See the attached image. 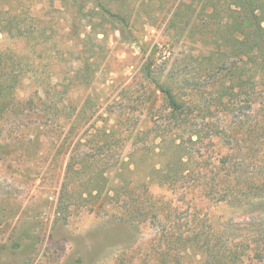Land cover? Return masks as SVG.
<instances>
[{"label": "rangeland", "instance_id": "rangeland-1", "mask_svg": "<svg viewBox=\"0 0 264 264\" xmlns=\"http://www.w3.org/2000/svg\"><path fill=\"white\" fill-rule=\"evenodd\" d=\"M81 1L0 0V50L23 58L9 79L13 111L0 116V264H264L257 260L264 205L208 196L201 177L221 169L227 154L264 177V137L260 143L246 133L256 117L264 118V103L253 104L251 112L241 97L233 118L213 107V125L246 124L234 130L233 149L227 138L188 143L187 133L182 143L181 132L163 131L168 109L143 70L152 54L161 80L175 86L196 81L209 100L219 76H209L204 56L218 55L224 40L218 27L203 28L202 2L105 0L122 21L97 8L93 16L78 11ZM179 4L182 14L172 22ZM198 116L193 123L208 136V120ZM112 129L114 135L106 136ZM79 141L82 152L96 155L90 176L103 169L107 189L81 199L73 186L62 215L57 202L71 149L64 151ZM169 165L180 168L175 180H157L153 169L165 172ZM125 182L138 199L115 194ZM133 204L146 213L124 215ZM24 231L32 234L30 245L11 247Z\"/></svg>", "mask_w": 264, "mask_h": 264}, {"label": "trees", "instance_id": "trees-1", "mask_svg": "<svg viewBox=\"0 0 264 264\" xmlns=\"http://www.w3.org/2000/svg\"><path fill=\"white\" fill-rule=\"evenodd\" d=\"M85 1L86 2L81 1V8L78 11H87L92 14L94 13V9L97 8L104 13L119 17L122 21L125 19L120 14L113 12L111 8L105 4V0ZM198 1L202 2V11L207 16L205 23L202 24L203 28L207 32L211 30L213 26H215V28L218 27L221 33H223L222 38L224 40V44L220 45L221 49L218 55L204 56V54H202L208 59L206 72L209 76L214 79L219 76V78L214 80L216 82L213 81V91L209 93V100L203 97L202 90L199 88L201 84L196 81L190 82L188 86H175L172 82L161 80L152 68L154 60L152 54L150 55L148 63L143 67V70L146 77L155 85L156 92L159 91L168 109V123L163 128V131L167 130V132L170 133H172V131L181 132L182 143H185L186 133L188 143L191 142L192 144H196V142L203 139L215 140L216 137L221 139L227 138L228 144L232 145L231 147L233 149L234 130H236L237 127L246 125L244 120L238 119L237 121H233L225 128L220 124L213 125L209 119L212 118L214 113L213 107L214 109L218 108L219 113L223 114V116L228 115L231 116V118H233V116L238 117L236 116L238 114L237 112L238 110L241 111L238 105V99L241 97L247 98L246 102L247 105H249L247 107H249L251 112L254 111L253 104L264 103V0ZM88 3H91V7H89ZM181 5L182 4H179L177 6V10L171 19L172 22H174L179 14H182ZM86 8H89V10H86ZM193 14L194 13L191 11L188 16L189 19H193ZM93 15L94 14H92V16ZM2 31L3 30H0V33ZM182 32H184V29ZM9 55L8 50H0V116L4 113H12L13 111L14 105L9 97L13 96L14 91L12 90V84L9 79L10 75L19 68V65H21L19 63H21V59H23L22 57L18 59L17 56L14 58ZM181 89L189 90L184 94ZM200 97H203V101H206L204 105L200 103ZM32 102V100L28 102V112L32 110ZM96 112V110L93 111L87 117V122L93 119ZM254 114L256 115V113ZM197 116L200 117L201 121L208 120V125L206 127L209 126V130L211 131L208 136L203 137L199 130L197 131L198 127L201 126V124L193 123ZM251 122H253V120H251ZM263 122L264 118L259 121L256 117L254 124L246 130L247 134L254 136L253 138L258 139L260 143L264 137ZM94 125L95 121L91 123L90 127ZM75 127L76 126L73 125L72 130L77 129L79 126ZM88 131L87 129L84 133L87 134ZM104 133L106 136L110 137L114 135L113 129L110 130V132L105 131ZM1 134L2 132H0V136ZM194 135H196L198 139L193 141ZM163 138H165V136H163L162 139ZM79 139L81 140V137ZM109 142L104 144L108 149L111 147ZM172 143H175V139H173ZM180 145L181 143L178 144V146ZM62 146L63 143H61L60 148ZM80 147L81 141L73 146L72 142H69L64 151V153L67 154L66 151L71 149L67 165L64 169V178L61 183V192L57 202L59 213L62 215L70 209L72 197L70 192L73 186H78L81 195L75 194L77 197H81V199H84L83 195H89L90 197L96 196L94 191L101 195V193L107 189H105V185L108 182V178L105 177L103 169L98 170L96 173L91 172V174H94V178L89 174V168L93 170L95 167L91 159H94L96 155L92 156L91 154L84 153L80 150ZM105 147L103 150H105ZM159 147H161L160 154H164L166 150L165 144L162 143ZM101 148H103V146ZM192 153H190V156L194 157V150ZM73 154H76V156ZM173 156L176 157V155ZM182 156L183 155H179L178 162L180 159L182 160ZM262 158L260 159L261 161ZM220 161L223 164L221 169H212L209 171L210 173L205 172L201 174V177L208 181L210 187L206 195L220 194L223 197L220 198L221 200L229 201V199H234V201H239V203L246 201L245 205L262 207L264 205V203L261 204L262 201L264 202V177L260 178L261 176H257L256 173L250 172V170L246 168H240L236 158L231 154H227L226 157ZM261 161H259L260 164ZM169 170L163 172L154 168V177H158L157 180L159 179L163 183H170L175 180V177L180 173V168H178L177 165L174 167L170 166ZM184 171L185 169H182L183 173ZM86 174L89 175L86 180H84L81 176H85ZM259 179L262 181L260 182ZM100 180L103 181V183L100 182ZM97 183L99 184L97 185ZM123 185L124 186H120L114 190L115 194L117 193L120 195L119 193H127L132 198L135 197V199L140 197L136 195L134 190L129 189L127 182L123 183ZM107 191L111 192L112 190L108 188ZM129 199L130 197L126 198L125 202H128ZM142 209L144 208H140L133 204L130 209H126L124 215L130 214L131 216L129 217L133 218L136 214H142V212L145 214L146 212ZM21 234L14 240L11 247L19 248L23 245H30L28 241L32 240V234H27L25 231ZM257 257L258 261L264 262V246L259 249Z\"/></svg>", "mask_w": 264, "mask_h": 264}]
</instances>
